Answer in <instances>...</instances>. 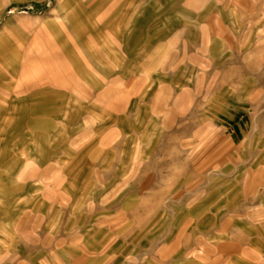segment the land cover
<instances>
[{"label": "rangeland", "instance_id": "374dc122", "mask_svg": "<svg viewBox=\"0 0 264 264\" xmlns=\"http://www.w3.org/2000/svg\"><path fill=\"white\" fill-rule=\"evenodd\" d=\"M77 3L0 0V264H264V0Z\"/></svg>", "mask_w": 264, "mask_h": 264}, {"label": "crops", "instance_id": "0c3cea01", "mask_svg": "<svg viewBox=\"0 0 264 264\" xmlns=\"http://www.w3.org/2000/svg\"><path fill=\"white\" fill-rule=\"evenodd\" d=\"M73 1V0H72ZM79 3H77V9L80 11V14L83 18L86 19V23L91 26V27H97L98 25L101 27H105L108 24H112L113 22L116 21V19H114L113 17H111L110 19L107 18V15L103 16L102 18H95L94 20H92L91 18L94 17L92 16L96 11H101L105 14H107L109 12L110 9H112V7H114L115 5L120 4V6L124 5L123 1L125 0H77ZM86 2V4H83L82 2ZM89 18V19H88ZM91 19V21H90ZM41 33L45 38L46 41V45L49 46L53 51H55V39L59 38L60 33L55 32V29L52 27H48V26H44L41 25ZM111 38V35L107 37V39L109 40ZM57 42V41H56ZM50 72H52V74H55V70L52 71L50 70ZM37 74L38 76L42 77L43 79H46L47 75L46 72L44 70H37ZM35 81H30V83H34ZM43 97H45V94H42ZM36 105V104H35ZM34 105V106H35ZM41 105V104H40ZM38 109V107L36 108ZM37 110H33L32 113H35ZM53 117V115H52ZM50 117V118H46L41 124L40 122H36L33 125H37L39 127H35V132L36 130L39 129V131H37L36 136L34 137V140H43L42 138H45L48 135H51L52 133H55V120ZM10 116H6L4 121H3V125L1 128V137H0V153L1 154H9L10 149H13L15 145H17L16 142L14 143H9V141L6 140V138L4 137L7 136L9 133H13L14 128L11 127L9 120H10ZM43 120V119H42ZM32 125V128L34 127ZM13 135V134H12ZM16 140V139H15ZM16 143V144H15ZM15 144V145H14ZM6 156V155H5ZM30 158H27V160H29Z\"/></svg>", "mask_w": 264, "mask_h": 264}]
</instances>
